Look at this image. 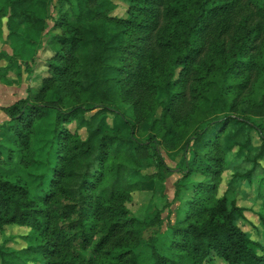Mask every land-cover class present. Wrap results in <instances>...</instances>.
Instances as JSON below:
<instances>
[{"label":"trees","instance_id":"16d2710c","mask_svg":"<svg viewBox=\"0 0 264 264\" xmlns=\"http://www.w3.org/2000/svg\"><path fill=\"white\" fill-rule=\"evenodd\" d=\"M45 31L39 88L0 107V234L27 228L0 264H264L236 196L254 190L264 224V0H0L26 70ZM1 59L11 83L21 62ZM175 171L172 211L131 213Z\"/></svg>","mask_w":264,"mask_h":264},{"label":"rangeland","instance_id":"374dc122","mask_svg":"<svg viewBox=\"0 0 264 264\" xmlns=\"http://www.w3.org/2000/svg\"><path fill=\"white\" fill-rule=\"evenodd\" d=\"M126 6L122 3H119L118 7L114 11L117 15H124ZM3 23H5V18L3 19ZM52 26V21H48V25L46 30L50 29ZM6 30L4 29L3 37H6ZM46 31L41 36L40 46L36 48L37 54L40 55L39 58L35 59V63L33 66L28 68L26 70L24 66V62L27 60H30V56L27 55V57L21 58L18 54H16L15 50L17 47H12L11 44H3L0 42V49L4 50L3 47L5 45L8 46L9 51H6L8 54L14 55V64L16 65L17 62H21V72L19 77H17V74L14 72V70H11V77L12 81H15L16 83H20V77L22 75V68L23 72H27L29 76V87L30 90H36L39 88L41 84V79L46 75V70L44 66L45 59L51 55L49 48L46 46L47 36ZM16 62V63H15ZM13 64V65H14ZM28 82V81H27ZM26 82L23 81L21 85H25ZM113 116H108V122L112 124ZM45 122H42L38 126V133L36 137L43 136L42 132L44 130ZM71 126V125H70ZM73 128V126H71ZM253 142L257 144L258 138L256 134L253 135ZM179 156L177 154L176 159L173 161L168 156L165 155V158L169 165L173 167L177 160L179 159ZM264 166V163H263ZM178 173L171 172L170 175H167L165 178L159 179L158 181L155 180H147L141 184V189L134 191L132 193L131 200L127 202V207L130 209L131 213L134 214L138 218H143L146 215H148L154 208H162L166 203H169L170 205V211H172L176 205L177 202L171 204V201L173 199L174 195V182L178 177ZM230 178V170L224 171L222 175V182L219 185V192L218 194H221L225 187H226V181ZM246 195L238 192L236 194L237 196V203L240 206H243L246 208L245 216L248 222L241 223L243 230L248 232L251 235L252 239H256L261 241V243H264V224L261 222L259 213H262L261 204L259 199H254V190L253 192L249 188H245ZM169 208H165L163 210L162 215L166 216L168 214ZM171 218H174V215H171ZM27 232V228L24 227H18V226H7L4 230L3 234H0V243L4 242L5 239H10L8 241V245L14 246V247H20L24 245L23 241L20 240L19 236L23 235ZM217 264H226L222 262L219 259L215 260Z\"/></svg>","mask_w":264,"mask_h":264},{"label":"crops","instance_id":"0c3cea01","mask_svg":"<svg viewBox=\"0 0 264 264\" xmlns=\"http://www.w3.org/2000/svg\"><path fill=\"white\" fill-rule=\"evenodd\" d=\"M4 50L9 51L8 46L5 45L3 47ZM7 65V62L3 59L0 60V69H4ZM11 72V71H10ZM7 75L9 79H12L11 73ZM15 72V71H14ZM13 80V79H12ZM25 81V85H21V83ZM28 81V82H27ZM29 76L27 72H23L22 68V75L20 77V83H16L12 81L11 83H4L0 81V107L8 106L15 102L16 100L23 98L27 95V89L29 87ZM8 119L7 115L4 113L3 110L0 109V125Z\"/></svg>","mask_w":264,"mask_h":264}]
</instances>
